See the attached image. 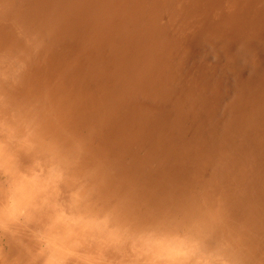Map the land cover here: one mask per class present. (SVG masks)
<instances>
[{
    "label": "rangeland",
    "instance_id": "1",
    "mask_svg": "<svg viewBox=\"0 0 264 264\" xmlns=\"http://www.w3.org/2000/svg\"><path fill=\"white\" fill-rule=\"evenodd\" d=\"M15 41L42 46L23 94L95 127L113 194L264 264V0H0Z\"/></svg>",
    "mask_w": 264,
    "mask_h": 264
},
{
    "label": "clouds",
    "instance_id": "2",
    "mask_svg": "<svg viewBox=\"0 0 264 264\" xmlns=\"http://www.w3.org/2000/svg\"><path fill=\"white\" fill-rule=\"evenodd\" d=\"M41 52L0 44V264H239L237 241L112 193L95 127L23 94Z\"/></svg>",
    "mask_w": 264,
    "mask_h": 264
}]
</instances>
